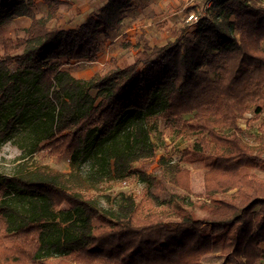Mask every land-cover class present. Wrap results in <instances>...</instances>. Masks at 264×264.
<instances>
[{"label": "trees", "instance_id": "16d2710c", "mask_svg": "<svg viewBox=\"0 0 264 264\" xmlns=\"http://www.w3.org/2000/svg\"><path fill=\"white\" fill-rule=\"evenodd\" d=\"M258 1L202 0L210 5L193 31L174 19L168 37L135 46L133 62L81 79L74 65L104 56L145 0H96L75 29L61 24L59 0H0V148L12 142L30 155L0 175V264H207L216 250L219 264H264ZM21 17L32 22L14 38L4 30ZM247 114L260 122L254 134L239 123ZM162 116L195 139L182 160L205 169L197 201L180 195L193 194L190 171L156 160L150 123ZM212 132L232 147L210 145ZM41 154L67 172L36 164ZM133 176L147 185L144 203L122 193L116 208L100 205L101 186Z\"/></svg>", "mask_w": 264, "mask_h": 264}, {"label": "rangeland", "instance_id": "374dc122", "mask_svg": "<svg viewBox=\"0 0 264 264\" xmlns=\"http://www.w3.org/2000/svg\"><path fill=\"white\" fill-rule=\"evenodd\" d=\"M40 0H36L39 2ZM62 5L57 14L61 19V24L67 23V29H75L84 24L92 12V4L96 0H59ZM145 6L139 10V14L134 18L124 20L121 29L112 34V40L106 42L109 47L108 52L101 56L95 63H78L74 65L73 75L76 78L90 79L96 75L104 76L109 71L121 65L120 60L116 63V59L123 58L128 62H133L136 53L135 46L142 41L144 37L157 41L168 37L169 30L174 24V19L178 25L183 28L194 30V27L201 16L205 14L207 4H201L202 0H145ZM247 2L248 0H242ZM204 2V0H203ZM264 4V0L258 3ZM192 9H195L194 11ZM189 11H192L188 14ZM164 13V15H163ZM32 20L29 17H21L14 20L13 24L4 31L8 32L14 38H22L25 31L30 27ZM193 29V30H192ZM151 37V38H150ZM112 45V46H111ZM242 129L249 133H256L259 129L260 122L253 119L252 114H247L239 121ZM153 139L159 144L160 148L157 153V159L166 157L172 160L174 164H181L191 173V183L193 188L192 195L180 193L181 196H190L192 200L197 201V196L204 193V174L203 166L196 164H188L182 160V151L191 145L195 139L189 140L173 132L165 123V119L157 117L151 120ZM210 145L223 148H231V138L227 133L212 132L207 134ZM30 155L16 143L8 142L0 148V175L13 174L18 166L30 159ZM182 160V161H181ZM30 161V160H29ZM34 162L38 165H49L52 168L62 172H67L66 163H59L56 157H45L44 155H36ZM32 164V163H31ZM34 166V165H33ZM259 176L263 175L260 170H253ZM84 173H90V169L86 166ZM227 184V183H226ZM102 191L96 192L95 196L99 199L100 205L105 208H116L120 195L122 193L131 194L136 197L138 202L144 203L146 200L147 185L140 181L137 176L130 177L124 182L108 183L101 186ZM63 207H67L64 204ZM103 249L102 251H104ZM224 257L216 250L213 254L206 256L204 262L207 264H219L224 261ZM66 264V263H62Z\"/></svg>", "mask_w": 264, "mask_h": 264}]
</instances>
